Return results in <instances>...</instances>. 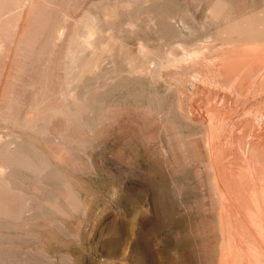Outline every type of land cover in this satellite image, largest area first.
I'll use <instances>...</instances> for the list:
<instances>
[{"label":"rangeland","instance_id":"374dc122","mask_svg":"<svg viewBox=\"0 0 264 264\" xmlns=\"http://www.w3.org/2000/svg\"><path fill=\"white\" fill-rule=\"evenodd\" d=\"M31 1L26 13L18 0H0V145L12 134L24 161L13 165L0 157V164L12 165L7 176L12 189L0 181V264H138L136 235L128 237L124 229L128 217L121 134L130 101L146 106L164 100L165 109L171 102L164 97V88L156 90L149 82L150 76L147 81L134 76L143 62L139 45L151 41L145 48L154 52L163 44L160 53L149 54L151 58L168 54L184 38L182 44L187 40L188 45L204 38L203 42L213 41L218 37L217 25L232 19L246 0ZM217 3L223 6L224 18L214 27L213 20L201 14ZM189 16L192 20L183 19ZM82 19L93 27L95 47L80 52L75 65L67 52L72 38L87 34ZM194 31L204 36L194 34L199 38L195 40L190 35ZM176 33L184 38L176 39ZM169 38V45L176 41L170 47L165 45ZM127 68L134 75H127ZM27 121L29 127L24 125ZM78 178L91 181V191L78 188Z\"/></svg>","mask_w":264,"mask_h":264},{"label":"bare ground","instance_id":"6f19581e","mask_svg":"<svg viewBox=\"0 0 264 264\" xmlns=\"http://www.w3.org/2000/svg\"><path fill=\"white\" fill-rule=\"evenodd\" d=\"M18 1L23 11L31 8V0ZM208 8L207 14L200 9L201 15L213 20L210 23L216 27L215 23L224 18L223 6L217 3ZM191 9L186 10L191 13ZM236 11L235 15L230 11L235 17L224 19L227 23L221 20L222 26L216 24L220 30L213 41L203 42L204 38L192 45L187 40L188 44H182L184 35L176 33V39H184L168 54L165 52L167 56L161 53L149 58L150 53L163 49V44L159 42L161 49L157 45L150 52L147 46L152 44L147 41V46L139 45L143 62L134 69L135 75L128 72L127 64V75L143 81L150 76L156 90L164 88L166 100L172 99L170 103L167 100L170 107L166 105V109L163 99L155 105L148 100L146 106L130 101L128 122L122 139L119 136L125 162L123 202L128 217L124 229L128 237L136 235L138 264H264V0L242 1ZM190 16L182 18L192 20ZM81 22L87 34L83 30L85 35L72 38L66 51L75 65L80 52L95 47L92 25L83 19ZM166 41L169 45L170 38ZM131 77L128 82L133 83ZM73 94L70 89L71 98ZM65 96L64 100L70 99ZM134 108L140 111L135 112V119ZM134 120L140 127L138 133ZM25 124L30 125L29 121ZM7 136L0 145V157L18 165L21 154L14 147L12 134ZM2 164L0 181L12 189L7 178L12 165ZM88 182L78 178L77 186L89 192Z\"/></svg>","mask_w":264,"mask_h":264}]
</instances>
